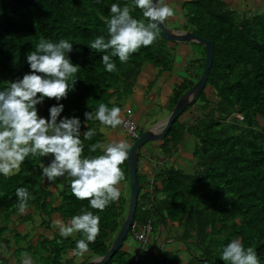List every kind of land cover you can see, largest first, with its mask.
<instances>
[{"label":"trees","instance_id":"obj_1","mask_svg":"<svg viewBox=\"0 0 264 264\" xmlns=\"http://www.w3.org/2000/svg\"><path fill=\"white\" fill-rule=\"evenodd\" d=\"M113 3L121 7L127 4L134 18L143 19L142 11L134 7L133 0H0V90L31 71L27 55L35 50L41 38L52 42L67 39L73 45L68 56L74 65H79L75 86L66 98L60 101L45 98L37 109L39 116L47 119L50 107L63 104L58 122L65 117L79 118L81 139L88 127L95 129L92 140L84 141L85 156L102 154L100 149L90 153V145L102 143L116 129L104 127L97 120L86 121L84 113H94L100 103L122 108L121 95L135 88L138 80L145 77L142 74L150 73L148 66L159 67L160 71L173 68L174 49L183 42L173 41L176 45L172 47L160 29L154 44L142 47L127 63L113 58L118 70L107 72L101 62L105 53L87 45L97 36L107 38L106 21L111 18ZM181 7L188 22L182 30L194 31L214 41V59L206 84L213 87L214 98L208 95L205 86L186 109L198 106V112L193 114L196 119L187 123L176 120L167 132L162 146L167 148L168 156L157 167L161 186L155 183L156 189L151 194L142 195L144 205L137 207L130 233L136 237L148 223L152 224L153 231L156 223L169 227V221L173 225L170 231L183 228L196 250L187 247L191 259L183 263L178 259L177 250L159 248L157 241L153 247L151 235L146 244L152 247L149 252L144 253L142 249L131 253L123 242L106 264H225L219 258L220 250L233 239L241 240L245 248H254L260 264H264V10L241 12L227 0H184ZM192 79L185 78L176 85L171 94L173 104L193 85ZM200 99L204 102L198 105ZM131 120L136 123L139 136L145 128L139 125L135 115ZM125 133L129 137L126 128ZM188 134L194 137L195 162L190 169L170 160V155L179 151L172 152V149L179 147V142ZM136 138H130L128 144ZM171 142L175 145L170 147ZM140 155L139 151V161ZM53 158L29 157L18 173L10 177L0 174V245L5 242L7 250L13 249L15 253L38 252L45 264H82L94 254H104L110 247L112 236L120 228L119 217L127 200L121 194L104 211L92 209L88 200L74 197L67 176L55 182H48L42 176L40 165L47 166ZM121 168L129 180L127 160ZM137 174L139 178V171ZM19 187L31 193L29 207L36 209L43 226L51 225L47 216L50 218L53 214H58L65 224L74 215L81 214L82 209L100 216L99 235L94 243H89L83 261L73 255L68 257L76 241L83 238L82 234L64 238L56 227L53 237L42 232L36 234L35 243L28 232L17 230L13 248L7 232L13 231L11 217L18 214L16 189ZM150 196L152 206L145 208ZM32 213L28 211L19 220L31 221ZM177 234L166 235L180 239L181 234ZM24 241L27 243L22 244ZM40 247L41 251H37ZM153 249L157 254L153 255Z\"/></svg>","mask_w":264,"mask_h":264},{"label":"clouds","instance_id":"obj_2","mask_svg":"<svg viewBox=\"0 0 264 264\" xmlns=\"http://www.w3.org/2000/svg\"><path fill=\"white\" fill-rule=\"evenodd\" d=\"M133 5L142 11L143 19L134 18L127 4L121 7L113 3L110 7L111 18L106 21L107 38L104 35L97 36L87 45L92 50L105 53L101 62L109 73L118 70L113 58L118 57L121 63H127L130 56L142 47L154 44L160 35L159 25L175 16V10L166 0H133ZM72 48V43L67 39L52 42L41 38L35 45V50L27 55L31 71L0 90V174L10 177L18 173L29 157L52 156L54 158L47 166L40 165L42 176L48 182L67 176L76 199L88 200L92 209L104 211L121 196L120 184L125 180L121 165L128 159L132 143L128 144L123 139L107 144L96 142L88 150L96 153L100 149L102 154L85 156L84 141L92 140L96 135L95 129L88 127L81 139L79 118L65 117L58 122L63 104L50 107L47 119L39 116L37 109V105L43 103L45 98L60 101L74 88L79 65H74L68 56ZM128 109L132 110L131 107L126 108V117ZM84 116L86 121L97 120L107 128H131V122L124 119L121 108L117 106L109 107L100 103L94 113L85 112ZM144 150L148 152L144 157L151 164L150 149L142 148V156ZM156 175L157 172L154 179ZM155 180L154 184L159 182ZM155 189L156 185L151 192ZM16 197L18 213L26 214L32 199L31 193L27 188L19 187L16 189ZM54 227L58 228L59 234L64 238L74 233L82 234L83 238L76 241L72 250L73 256L82 257L89 251V243H94L99 235L100 216L82 209L81 214L74 215L67 224L62 220H55ZM152 232L151 224L147 244ZM116 234L112 236L113 240ZM178 239L176 237L177 241ZM102 255L94 254L88 260ZM219 258L225 264H260L256 250L252 247L245 248L239 239H233L224 246ZM21 264H32V258L24 254Z\"/></svg>","mask_w":264,"mask_h":264},{"label":"rangeland","instance_id":"obj_3","mask_svg":"<svg viewBox=\"0 0 264 264\" xmlns=\"http://www.w3.org/2000/svg\"><path fill=\"white\" fill-rule=\"evenodd\" d=\"M182 1H184V0H166V2L169 4V6L175 10V16L170 18L169 20H167L165 22L169 27L176 29V30H180V29L182 30V28H184L188 23L187 19L184 16V10L181 7ZM227 1L230 2V4L233 7H235L236 9H238L241 12L245 11L247 13H252V12H255L259 9L264 10V0H227ZM176 27H178V28H176ZM170 45L172 47H174L176 45V43L171 41ZM172 49L173 48H170V50H172ZM174 50L176 51L175 55L177 58L175 60V62L177 64H179V67H177V66L175 67L173 65V68L171 66L169 69H164L163 71H160L159 67L150 65V66H148L150 69L149 70L150 73L142 74L143 76H145V77H142L144 83H142L141 79H139L135 88H132L133 90L131 89V90H129L128 93L121 95V99H122V103H123V107L121 108V110H122V115H123L125 120H126L125 110L127 107H129L128 105L132 106V108L137 113V116L140 117L139 118L140 119L139 125L141 127H144V128L150 126L151 122L153 120H157V119H160L166 115H169V113L171 112L172 107L174 105L173 104L174 102H173V99H171L172 98L170 96L171 94L169 96H167V93L165 91H164V94H162L159 91L161 87L165 88V85L163 86V82L165 80H166L165 83H167V80H175L174 82L177 81L179 84H181L183 79L189 78L190 75L185 76V75H187L186 70L187 69L191 70L192 64L195 65V67H194V69H196L195 74L198 76V78L202 74L203 64L205 62L204 59H205V54H206V49H205V46L203 44H201L199 42H192V43H188V42L185 43L184 42V44L176 45V49H174ZM160 68H163V66ZM192 80L197 81V78H195V76H194ZM168 83H171V82L168 81ZM146 89H147V91H146ZM205 90H207L208 95H210V97L214 98V94H212L213 93V87L212 86L207 85ZM139 91L145 92V93L141 94ZM153 96H154V99H153ZM203 102L200 99L197 103L199 105ZM190 109H191V112H189L187 114V116L184 118L186 121L183 119V117H179L177 120H180V121L187 123V122L193 121L194 118L196 119V116H194L193 114H196V112H198L197 111L199 109L198 106L197 107H196V105L192 106ZM189 116H191V117H189ZM103 129H105V128H103ZM121 139H123L127 142L130 141V138L126 135L125 128L123 126L117 127L116 132L113 131L112 133H109L107 135V137H105V140L102 142V144H107V143L112 142V141H119ZM193 141H194V137L192 135L188 134L184 140H181L179 142L180 143L178 145L179 147L176 146L175 148L172 149V152L174 151V149H179V151L177 150V152H174V153L171 152L172 155H170V160L171 161H177V162H180L184 165H187L185 168L190 169L191 165L195 162L194 155H192V149H193L192 147L194 146ZM161 142H163V140ZM161 142L155 141L152 144H151V142H148V143L144 144L142 146V148H147L148 150L150 149L151 151H153L156 154H158V153L161 154L163 157V160H164V159H166V157H164V156H168L166 154L167 148L163 147ZM173 145H175V143L171 142L170 147ZM182 145H183V147H182V149H180V147ZM142 148H140V152L142 151ZM146 153H148L147 150H144L143 156L140 155V163H139L138 171H139V178H140L141 183L150 182V181L153 182L151 173H148L149 169L147 170V164L150 165V163L149 162L147 163L146 158L144 157ZM169 165H171V164H169ZM144 170H147V173L143 172ZM150 170L153 171V167H151ZM158 178H159V176L157 175L155 177L156 181H158ZM130 186H131V181H130V179L128 180L126 178L120 184V189L122 191L121 194L127 200V203L124 205V211H123L121 217H119V220L121 219L120 228L122 226V220H124L128 214V208L127 207L129 204L128 199L130 198L129 197L130 196V189H131ZM52 189L55 190L56 187L52 186ZM152 189H153V185H151L149 183L144 184L141 187L140 195H139V206L144 203V201L141 200L142 195L144 193H147V194L150 193L151 194ZM59 201H60V199H58L56 201V204H58ZM152 201H153V197L150 196L149 202L151 204L148 205L146 203V206L151 207ZM122 202H124V201H122ZM28 211L33 212L31 221L30 220L29 221L19 220L20 216L25 215V214H19L18 213L17 215H13L11 217L12 218L11 219L12 220L11 221V228L13 229V231H11V230L8 231L7 235H10L13 248H15V246H16V242L14 241V239L17 240V235H15V232L17 230L22 231L23 233L28 232L30 234V238L32 239V241L34 243L36 242V239H37L36 234H38L39 232L46 234L48 237H53L54 221L59 219L60 216L58 214H53L50 218H49V216H47L48 217L47 219H51V222H50L51 225L49 227H47V226H43L41 224L42 220H41L40 216H38L36 209L33 210V208L29 207ZM168 226L171 228L173 226L172 222L168 221ZM160 227L163 230V232H161V233H160V230H161ZM169 227L165 226L164 224L160 225V223H158V224L156 223V228L152 232V241H153L152 246L156 247L154 242L159 241L160 237H162L164 232H166V234H168V235H170L171 233L176 234V232H177L178 233L177 235L181 234V238L178 241L176 240V238L171 239V241H169V242L161 241L159 248L166 249L167 251L177 250L178 251L177 253L179 254L178 259L181 260L183 263H186L187 260L191 259V254L188 252V250L186 248L191 247L193 251L196 250V247L192 245L191 236H190V238H187L186 234L184 233L183 228L170 231ZM120 228H119V230H120ZM119 230H118V232H119ZM118 232H117V234H118ZM117 234H116V236H117ZM177 238H179V237H177ZM27 242H28V239H27ZM27 242L24 241L22 244H24V243L26 244ZM2 244H3L2 246L0 245V258H4V259L0 260V264H21V261H22L24 254H27L32 258V264H45L46 263L44 261V259L41 258L40 253H38V252L28 253V252L21 251V253H19L18 251H16V253H15V250H13V249L7 250V248H6L7 244L5 242H2ZM124 246L125 247L128 246L127 249L131 253L137 252V251L142 250V249H143L142 252L145 253V252H149L152 249V247H150V246L148 247L147 245H144L143 242H140L135 237V235L132 233H129L127 238L124 240ZM37 251H41V247ZM152 252L154 253V254L152 253L153 255L157 254L156 249H153ZM69 256H72V252L70 254H68V257ZM86 256H87V254L78 258V261L83 260Z\"/></svg>","mask_w":264,"mask_h":264},{"label":"water","instance_id":"obj_4","mask_svg":"<svg viewBox=\"0 0 264 264\" xmlns=\"http://www.w3.org/2000/svg\"><path fill=\"white\" fill-rule=\"evenodd\" d=\"M159 27L162 31V36L164 39L170 41H197L204 44L206 49V56L203 65V71L197 81H194L193 85L178 99L177 103L173 105L169 115H166L157 120H153L151 122V125L145 128L143 132H141L140 136L130 145L127 164L131 181V193L129 198L127 217L125 218L117 236L115 237L107 251L102 256L93 257L83 264H106L111 260L116 251L123 244L124 240L127 238L131 230V225L133 223L138 206L140 188L141 186H143V183L139 181L137 174L139 168L140 148H142V146L148 142L153 143V141L163 140L167 132L171 129L173 123L179 117H181L186 108L194 102L195 98L205 88L208 81L209 73L212 68L214 59V41L194 31L173 29L169 27L165 22L159 25Z\"/></svg>","mask_w":264,"mask_h":264},{"label":"crops","instance_id":"obj_5","mask_svg":"<svg viewBox=\"0 0 264 264\" xmlns=\"http://www.w3.org/2000/svg\"><path fill=\"white\" fill-rule=\"evenodd\" d=\"M177 59V58H176ZM174 66L176 67H179V64H177L176 62H175V64H174ZM174 79V78H173ZM166 81V80H165ZM165 81L163 82V86L165 85V88H163V87H161L160 88V92L162 93V94H164V91L167 93V96H169L170 94H172V92H173V89L176 87V85L177 84H179L177 81L176 82H174L175 80H167V83H165ZM168 81H170L171 83H168ZM141 82L142 83H144L143 82V79H141ZM172 85V86H171ZM158 86V85H157ZM148 89V88H147ZM147 89H146V91H147ZM136 92V91H135ZM140 92V91H139ZM171 92V93H170ZM137 93V92H136ZM141 94H143V93H145V92H140ZM171 96V95H170ZM153 99H154V96H153ZM129 107H131L132 108V106H130V105H128ZM132 110H133V113H134V115H135V117L138 119V120H140L139 118V116H137V113L135 112V110L132 108ZM185 116H186V114H184ZM150 156H152L151 157V164L150 165H148L147 164V170H148V173H151V176H152V180L154 181L155 179H154V175H155V173L157 172L158 173V168H157V165H160V164H162L163 163V157H162V155L161 154H156V153H154L153 151H151L150 150ZM148 163V162H147ZM153 167V171L152 170H150V168L151 167ZM143 169V168H142ZM147 170H144V172L145 171H147ZM147 183H152L151 185H153V188L155 187V184H154V182H145V184H147ZM160 184V181L159 182H157V184ZM158 184V185H159ZM143 185H144V183H143ZM160 186V185H159ZM160 229H161V227H160ZM161 232H163V230L161 229L160 230V233ZM165 233V234H164ZM163 233V235H162V237L163 238H160V241H159V243L161 242V241H163V242H169V241H171V239H173V238H171V239H169L168 237H167V235H166V232H164ZM173 249V248H172Z\"/></svg>","mask_w":264,"mask_h":264},{"label":"built area","instance_id":"obj_6","mask_svg":"<svg viewBox=\"0 0 264 264\" xmlns=\"http://www.w3.org/2000/svg\"><path fill=\"white\" fill-rule=\"evenodd\" d=\"M127 115L128 116H127V119L126 120L131 122V128L130 129L129 128H126V132H127V134L129 135L130 138L138 137L137 125H136V123L133 120H131V118L133 117V112H132L131 109H128ZM144 228L146 230L143 229V231L137 232L136 233V236L145 245V244H147L148 232L151 229V224L145 225Z\"/></svg>","mask_w":264,"mask_h":264},{"label":"flooded vegetation","instance_id":"obj_7","mask_svg":"<svg viewBox=\"0 0 264 264\" xmlns=\"http://www.w3.org/2000/svg\"><path fill=\"white\" fill-rule=\"evenodd\" d=\"M184 42L186 43V41H183V42H179L177 45H179V44H184ZM188 43H189V42H188ZM190 43H191V42H190ZM194 67H195V65H192V67H191L192 69H191V70H188V69H187V70H186L187 75H185V76L190 75L189 78H192V77H194V76L196 77V76H197V75L195 74V73H196V71H195L196 69H194ZM197 79H198V76H197ZM183 80H184V79H183ZM183 80H182V81H183ZM181 83H182V82H181ZM188 107H189V106H188ZM188 107H187V108H188ZM187 108H186V109H187ZM185 112H186V113H184V114L187 115L189 112H191V109L185 110Z\"/></svg>","mask_w":264,"mask_h":264},{"label":"bare ground","instance_id":"obj_8","mask_svg":"<svg viewBox=\"0 0 264 264\" xmlns=\"http://www.w3.org/2000/svg\"><path fill=\"white\" fill-rule=\"evenodd\" d=\"M190 42H197V41H190ZM200 43V42H199ZM202 44V43H201ZM204 45V44H203Z\"/></svg>","mask_w":264,"mask_h":264}]
</instances>
